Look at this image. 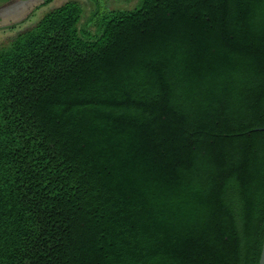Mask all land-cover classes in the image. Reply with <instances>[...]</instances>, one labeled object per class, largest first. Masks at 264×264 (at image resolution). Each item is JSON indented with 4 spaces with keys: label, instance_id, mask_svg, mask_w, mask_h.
<instances>
[{
    "label": "trees",
    "instance_id": "1",
    "mask_svg": "<svg viewBox=\"0 0 264 264\" xmlns=\"http://www.w3.org/2000/svg\"><path fill=\"white\" fill-rule=\"evenodd\" d=\"M82 14L0 43V264H258L264 0Z\"/></svg>",
    "mask_w": 264,
    "mask_h": 264
},
{
    "label": "rangeland",
    "instance_id": "2",
    "mask_svg": "<svg viewBox=\"0 0 264 264\" xmlns=\"http://www.w3.org/2000/svg\"><path fill=\"white\" fill-rule=\"evenodd\" d=\"M71 0H54L50 5L42 7L39 10L32 13L29 17L28 22L21 25L14 31L8 29H0V43L8 38L13 37L17 32L28 28L35 24L45 12L53 7H57L64 2ZM78 2L83 8V14L81 23H84L91 12L96 9L97 6L100 8L104 7L108 10H131L138 6L139 0H72ZM40 0H30L27 3L19 4L17 2H2L0 0V28L2 25H6L10 21H16L18 18L24 16L39 4ZM8 7V8H7ZM4 9V10H3Z\"/></svg>",
    "mask_w": 264,
    "mask_h": 264
},
{
    "label": "water",
    "instance_id": "3",
    "mask_svg": "<svg viewBox=\"0 0 264 264\" xmlns=\"http://www.w3.org/2000/svg\"><path fill=\"white\" fill-rule=\"evenodd\" d=\"M258 264H264V240H263L261 254H260V258H259Z\"/></svg>",
    "mask_w": 264,
    "mask_h": 264
}]
</instances>
